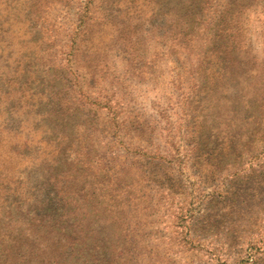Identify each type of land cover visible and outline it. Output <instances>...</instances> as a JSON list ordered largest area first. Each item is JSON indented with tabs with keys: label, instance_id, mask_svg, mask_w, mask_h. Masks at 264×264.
<instances>
[{
	"label": "rangeland",
	"instance_id": "obj_1",
	"mask_svg": "<svg viewBox=\"0 0 264 264\" xmlns=\"http://www.w3.org/2000/svg\"><path fill=\"white\" fill-rule=\"evenodd\" d=\"M0 264H264V0H0Z\"/></svg>",
	"mask_w": 264,
	"mask_h": 264
},
{
	"label": "trees",
	"instance_id": "obj_2",
	"mask_svg": "<svg viewBox=\"0 0 264 264\" xmlns=\"http://www.w3.org/2000/svg\"><path fill=\"white\" fill-rule=\"evenodd\" d=\"M90 1H92V3H94L95 4V0H90ZM90 11V10H89ZM88 15L89 16H86L85 18H86V23L88 24V25H90V26H92V23L94 24V21H96L95 20V18H93V15L92 14H90V12H88ZM176 25V24H175ZM186 33H185V31L183 30V29H178L177 31H176V33L174 32V34L173 35H170V36H168L167 38H169L170 40H171V42H172V44H171V46H169L168 48H169V50H168V52L170 51V50H174V52H176L178 49H175V48H178L177 47V43H176V38H177V35H179V37L181 36V35H185ZM190 37V36H189ZM89 44H88V47H91L92 49L94 48V51L96 52V50H97V47H96V45H95V37L94 36H92L91 35V33L89 34ZM198 41V40H197ZM171 47V48H170ZM201 49H202V46H199L198 48H197V51L195 52V55H194V53H193V55L195 56V58H196V60H199V58H200V51H201ZM127 193V192H129L128 190H126V188H123V187H117L116 189H114L112 192H111V196L112 197H116V198H119V197H121V196H123V193ZM124 193V194H125ZM129 193H131V194H129ZM129 193H127V195H130L131 197H133L132 196V191L131 192H129ZM138 210V207L137 208H134V212L135 211H137ZM134 214H136V212L134 213Z\"/></svg>",
	"mask_w": 264,
	"mask_h": 264
}]
</instances>
